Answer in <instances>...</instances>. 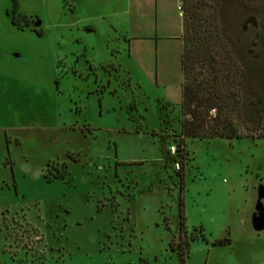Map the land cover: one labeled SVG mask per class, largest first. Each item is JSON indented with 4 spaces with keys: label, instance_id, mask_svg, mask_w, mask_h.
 <instances>
[{
    "label": "rangeland",
    "instance_id": "1",
    "mask_svg": "<svg viewBox=\"0 0 264 264\" xmlns=\"http://www.w3.org/2000/svg\"><path fill=\"white\" fill-rule=\"evenodd\" d=\"M97 28L64 0H0V264H264V138L174 158L179 54L157 84ZM244 28L256 53L260 19Z\"/></svg>",
    "mask_w": 264,
    "mask_h": 264
},
{
    "label": "trees",
    "instance_id": "2",
    "mask_svg": "<svg viewBox=\"0 0 264 264\" xmlns=\"http://www.w3.org/2000/svg\"><path fill=\"white\" fill-rule=\"evenodd\" d=\"M182 3L185 118L180 120L179 139L168 144V153L176 158L188 138H264V0ZM251 16L258 17L262 26L256 53L254 34L244 28ZM169 101L161 103V122ZM172 145L177 147L175 153L170 151Z\"/></svg>",
    "mask_w": 264,
    "mask_h": 264
},
{
    "label": "crops",
    "instance_id": "3",
    "mask_svg": "<svg viewBox=\"0 0 264 264\" xmlns=\"http://www.w3.org/2000/svg\"><path fill=\"white\" fill-rule=\"evenodd\" d=\"M72 12L86 21L88 29L99 31L98 21L107 35L124 36L129 52L141 64L147 79L170 85L174 70L169 59L181 62L184 47L182 0H64ZM184 79V75H183Z\"/></svg>",
    "mask_w": 264,
    "mask_h": 264
},
{
    "label": "built area",
    "instance_id": "4",
    "mask_svg": "<svg viewBox=\"0 0 264 264\" xmlns=\"http://www.w3.org/2000/svg\"><path fill=\"white\" fill-rule=\"evenodd\" d=\"M170 148L172 153H175L177 150V147L175 145H172ZM177 167L180 168V165H177Z\"/></svg>",
    "mask_w": 264,
    "mask_h": 264
}]
</instances>
